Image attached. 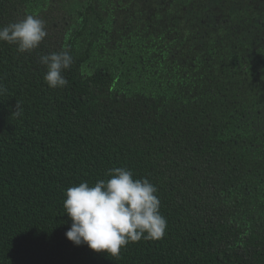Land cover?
<instances>
[{"label":"trees","instance_id":"obj_1","mask_svg":"<svg viewBox=\"0 0 264 264\" xmlns=\"http://www.w3.org/2000/svg\"><path fill=\"white\" fill-rule=\"evenodd\" d=\"M27 15L39 49L0 42V264H264V0H0V27ZM115 167L167 220L119 258L65 235L66 190Z\"/></svg>","mask_w":264,"mask_h":264},{"label":"clouds","instance_id":"obj_2","mask_svg":"<svg viewBox=\"0 0 264 264\" xmlns=\"http://www.w3.org/2000/svg\"><path fill=\"white\" fill-rule=\"evenodd\" d=\"M48 37L45 23L27 15L19 22L0 27V42L15 45L19 53L39 49ZM39 63L46 67L44 80L49 88H64V76L73 64L67 50L41 55ZM6 91L0 84V93ZM17 103L15 115H21ZM108 179L94 185L82 182L66 190L64 208L72 221L65 233L76 246L87 245L98 253L119 258L129 243L141 239L160 240L167 230V220L160 211L158 189L148 179H136L132 170L115 167L106 173Z\"/></svg>","mask_w":264,"mask_h":264}]
</instances>
